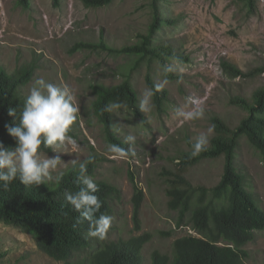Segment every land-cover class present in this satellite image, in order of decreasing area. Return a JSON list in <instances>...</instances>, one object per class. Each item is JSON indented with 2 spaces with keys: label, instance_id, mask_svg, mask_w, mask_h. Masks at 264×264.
<instances>
[{
  "label": "rangeland",
  "instance_id": "374dc122",
  "mask_svg": "<svg viewBox=\"0 0 264 264\" xmlns=\"http://www.w3.org/2000/svg\"><path fill=\"white\" fill-rule=\"evenodd\" d=\"M29 3L28 8H23L18 0H0V64L11 73L35 62L37 67L22 92L26 95L38 78H44L69 86L79 108L68 139L58 143L55 151L40 149L39 155L61 157L52 172L58 175L73 165L79 166L90 155L92 145L106 158L96 168L95 178H109L121 191L120 199L115 197L112 203V228L104 239L95 237L94 241L105 243L149 233L151 238L141 250V264H150L154 251L172 256L174 240L196 232L186 223L177 227L178 213L167 204L165 173L177 171V155L191 150L189 142L198 135L208 133L210 141L214 134L209 120L212 114L221 117L229 128L247 114L230 102L232 96L250 97L255 89L264 86V72L233 78L220 66L223 59L243 71L264 65V0H157L160 14L167 21L154 32L153 43H171L178 57L166 61L171 71H165L158 60L144 57L130 72L142 117L125 104L112 110V130L125 144L127 154L123 156L108 151L107 146L113 143L106 140L102 124L92 113L94 94L90 84L121 82L123 72L136 56L111 55L101 49H71L80 40L98 41L101 33L111 46L137 42L152 20V0H112L98 7H86L81 0H58L57 5L52 0ZM146 74L167 90L168 99L161 111L153 104L152 95L147 110L140 109L143 93L150 89ZM190 98L200 101L202 118L185 120L178 115V110L196 107ZM129 135L135 137L134 142H126ZM235 166L244 175L247 190L264 210V161L245 136L238 138ZM222 167L223 157L203 158L183 173L192 186L210 188L219 181ZM133 185L143 193L138 231L131 218ZM244 248L248 251L245 264H264V230L256 231L255 239ZM84 250L78 253L82 257L88 255ZM0 264L63 261L39 249L21 228L0 221Z\"/></svg>",
  "mask_w": 264,
  "mask_h": 264
},
{
  "label": "trees",
  "instance_id": "16d2710c",
  "mask_svg": "<svg viewBox=\"0 0 264 264\" xmlns=\"http://www.w3.org/2000/svg\"><path fill=\"white\" fill-rule=\"evenodd\" d=\"M86 7H98L112 0H81ZM54 5L58 0H52ZM23 8H28L29 0H18ZM153 16L148 31L140 34L137 42L115 47L109 45L102 33L98 41H77L71 51L78 49H101L111 55H134L133 63L123 72L125 78L114 85L93 81L90 84L94 99L92 113L102 124L106 140L120 145L125 144L115 135L112 111H106L108 105L125 104L131 107L137 116L142 114L137 108L138 94L131 83L130 72L135 70L144 57L158 60L164 68L169 58L178 57L175 47L169 42L154 44L152 36L160 25L167 21L158 9L157 0H152ZM222 70L230 77H250L264 72V65L253 70L243 71L229 60L220 61ZM32 62L9 73L0 64V141L8 147L14 146V140L7 134L5 123L13 120L18 123L25 94L22 88L32 78ZM146 85L152 89V101L158 111L168 99L167 90L153 81L149 74L145 76ZM159 86V87H157ZM231 103L247 111L234 128H229L221 117L212 114L209 120L214 134L209 144L199 155L192 157L191 150L178 154L177 171H166L165 193L171 210L177 211V227L186 223L196 235L186 234L174 241L173 257L153 252V264H245L248 251L244 248L255 239V232L264 230V210L258 206L251 192L245 186L244 175L235 166V153L238 138L245 136L264 161V86L255 89L250 97L234 95ZM16 109V117L8 115V108ZM79 130V128L77 127ZM68 133H72L69 128ZM74 134V133H73ZM74 136H77L74 134ZM50 151L51 148H41ZM90 155L94 159L87 166V175L97 184L95 195L101 200L100 213L113 214V199H120L119 187L109 178H95V170L105 156L90 145ZM89 155V156H90ZM223 157L222 174L219 181L210 188L194 187L184 176L185 170L197 164L203 158ZM62 173L46 180L41 185L26 186L19 177L5 188L0 182V221L21 228L30 234L39 249L63 264H141V250L151 235L144 233L127 239L119 238L98 243L95 237L88 235L89 222L80 219V213L66 201L65 193L78 192L83 185L79 180V166H71ZM59 173V174H60ZM131 182L133 179L131 178ZM134 186V185H133ZM143 193L134 186L132 197V220L134 229H140L139 205ZM109 228H112L111 226ZM98 243V244H96ZM90 249H87L89 248ZM85 249V250H84ZM80 250L86 256H80Z\"/></svg>",
  "mask_w": 264,
  "mask_h": 264
},
{
  "label": "clouds",
  "instance_id": "9594fccd",
  "mask_svg": "<svg viewBox=\"0 0 264 264\" xmlns=\"http://www.w3.org/2000/svg\"><path fill=\"white\" fill-rule=\"evenodd\" d=\"M171 70L170 66L165 68V71ZM152 94V89H147L143 93L140 100L141 111L147 110L146 105ZM190 102L196 107L190 111L178 110V115L185 120L202 118L204 108L199 106L200 101L190 98ZM120 106V104L108 105L105 110L112 111L113 108ZM7 111L9 116L16 117L15 108L10 107ZM78 112L79 108L74 103V96L69 86L57 85L44 78H38L34 82L24 98L18 123L13 120L11 123L4 124L7 134L14 140L13 147H8L3 141H0V182H3L5 188L17 177L26 186L41 185L46 180L53 178L52 172L57 168L61 157L53 155L49 158H41L39 150L43 145L45 148L55 151V146L58 143L63 144L68 139L69 127L76 121ZM208 131L210 132L211 128ZM134 140L135 137L131 135L126 137L128 143H132ZM208 142V133L198 135L192 145L190 155L192 157L199 155L206 148ZM72 143L75 141L73 140ZM107 148L110 153L121 156L127 154L126 150L117 144H110ZM93 159L94 157L90 155L79 163V180L83 187L78 192L65 193V199L75 211L80 213L81 220L89 222L88 235L104 239L113 218L105 213L96 215L100 211L102 202L95 195L98 191L97 184L87 175V166ZM62 175V173L57 175V181L62 179ZM136 236L139 235L130 237ZM170 257H173V254ZM150 264H153L152 257Z\"/></svg>",
  "mask_w": 264,
  "mask_h": 264
}]
</instances>
